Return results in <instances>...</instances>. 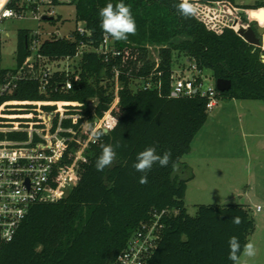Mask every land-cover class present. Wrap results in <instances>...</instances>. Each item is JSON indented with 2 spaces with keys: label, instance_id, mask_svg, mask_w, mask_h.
Wrapping results in <instances>:
<instances>
[{
  "label": "trees",
  "instance_id": "16d2710c",
  "mask_svg": "<svg viewBox=\"0 0 264 264\" xmlns=\"http://www.w3.org/2000/svg\"><path fill=\"white\" fill-rule=\"evenodd\" d=\"M201 1L215 5L233 26L212 28L197 15L183 18L172 6L179 0L71 2L76 22H82L90 36L75 30L71 39H45L40 47L42 55L50 59L74 57L80 43L97 46L107 36L100 27L98 12L108 3L130 6L136 34L126 41L107 36L119 52L107 60L103 55L83 52L70 75L72 89L68 92L54 91L68 78L62 72L54 75L46 93L39 92L37 82L21 81L9 98L76 101L91 129L94 119H101L113 100V71L117 69L121 86L118 103L105 118L103 128L115 118L119 123L90 144L85 161L76 168V184L66 197L30 208L14 238L1 245L0 264H112L130 236L155 221L160 227L159 239L146 264H233L228 259L229 238L238 237L242 250L255 230L253 216L249 208L239 204L197 205L194 216L187 214L185 193L194 175L182 158L191 152L192 141L204 126L208 111L205 99L196 95L172 97L170 90L173 67L183 58L200 71L210 70L214 80L230 81L228 90H216L218 99L264 102L261 50L256 48L253 54L255 46L236 31L246 27L249 20L264 23V13L256 12V19H252L253 12L264 5L238 6L236 0ZM19 2L13 0L9 6L20 8ZM54 5L59 4L54 0ZM58 20L53 18L51 22ZM30 37L27 30L18 31L15 66L9 70L18 69L29 55L26 44ZM150 48L157 50L158 62ZM7 71L2 69L0 74ZM149 76L159 83L158 88L140 87V80ZM134 84L136 90L131 87ZM91 101L96 103L94 107ZM117 143L120 147L116 148L113 165L97 171L95 163L102 152L101 145ZM148 146H155L161 155L170 150L172 161L179 160V171L173 172L171 163L167 167L156 163L147 173V184L139 183L144 173L137 172L133 165L137 154ZM235 216L243 221L239 226L232 223Z\"/></svg>",
  "mask_w": 264,
  "mask_h": 264
},
{
  "label": "built area",
  "instance_id": "2783aa9c",
  "mask_svg": "<svg viewBox=\"0 0 264 264\" xmlns=\"http://www.w3.org/2000/svg\"><path fill=\"white\" fill-rule=\"evenodd\" d=\"M12 1L6 0L3 7H0V21L23 18L27 13L35 20L54 15L51 10L54 0H21L20 8L10 7ZM72 1L55 0L58 4ZM4 11H10L12 15L5 17L2 15ZM196 15L212 28L224 25L204 12L200 11ZM76 31L90 36L84 26ZM50 38L71 39L72 36L59 37L57 34H49L43 38L39 33L31 34L29 44H26L29 55L23 64L16 70L0 74V99H3L0 103V248L2 244L14 238L32 206L60 200L72 190L76 184V168L85 161V153L90 144L97 140L92 132L105 129L103 122L118 103V91L121 86L117 69L113 71V100L104 116L94 119L91 129L87 117L79 112L80 104L76 101L9 98L21 81L37 82L39 92L46 93L47 89L51 88L54 75L62 72L68 78L54 91L68 92L72 89L70 75L74 74V68L83 52L103 55L105 60L109 55L119 54L111 45L110 39L104 36L97 46L80 43L74 57L50 59L40 53L42 41ZM69 60L76 62L71 71L67 70ZM155 61H159L158 57ZM63 62L67 67L62 65ZM186 71L190 75H185ZM151 77L140 80L142 89L159 87V83H154ZM172 78V97L199 96L205 99L207 111L216 105L218 98L215 85L204 88L205 77L195 64L188 62L185 71L173 70ZM73 79L76 80L77 76ZM95 105L96 103L91 101L90 106ZM260 210V206L255 208L257 212ZM159 232L160 227L156 221L141 226L130 236L125 248L115 257L112 264H146L157 247Z\"/></svg>",
  "mask_w": 264,
  "mask_h": 264
},
{
  "label": "rangeland",
  "instance_id": "374dc122",
  "mask_svg": "<svg viewBox=\"0 0 264 264\" xmlns=\"http://www.w3.org/2000/svg\"><path fill=\"white\" fill-rule=\"evenodd\" d=\"M190 2L197 7V13L204 12L224 25L233 26L212 3ZM235 3L238 6L264 5V0H236ZM51 10L53 18H59L58 21L35 20L28 13L23 18L0 21V70L15 66L19 30L39 33L45 38L49 34L67 37L76 29L83 28V23L75 20L74 4L54 5ZM150 51L157 58V50L150 48ZM67 64L68 67L62 63L71 71L76 62L69 60ZM187 68L188 62L180 58L173 70L180 72ZM185 75L190 73L186 71ZM202 75L205 77L204 88L215 85L210 70H202ZM131 87L137 89L135 84ZM182 160L189 164L194 175L187 183L185 193L187 214L194 216L197 205H245L255 223V230L248 241H252L257 249L249 264H264V102L218 99L208 111L204 126L194 137L191 152ZM257 206L261 207L258 212L255 211Z\"/></svg>",
  "mask_w": 264,
  "mask_h": 264
},
{
  "label": "clouds",
  "instance_id": "9594fccd",
  "mask_svg": "<svg viewBox=\"0 0 264 264\" xmlns=\"http://www.w3.org/2000/svg\"><path fill=\"white\" fill-rule=\"evenodd\" d=\"M6 3V0H0V7ZM178 14L183 18H190L197 14V7L190 2V0H179L178 3L172 5ZM256 12L264 13V9L255 10L253 12L252 19H256ZM5 17H10L12 13L10 11H4L2 13ZM98 15L100 17V27L103 32L110 36L115 41H126L130 35H135L137 31V26L135 19L132 15L130 6L123 2L108 3L106 6L99 9ZM264 28V23L260 25ZM256 48L261 50L259 55V62L264 64V39H261L259 45H255L253 48V54L256 53ZM119 121L117 118L113 119L109 124H107L104 130H94L92 135L95 139H99L109 130H114L118 126ZM120 145L117 143L113 145H101L102 152L96 160L95 167L97 171L103 172L105 168H109L113 165L116 158V148ZM137 162L133 165L137 172L144 173L140 177L139 183L147 184L148 178L147 173L152 169V166L158 163L161 167H167L170 163L173 172L179 171L180 163L179 160L172 161V153L170 150H166L163 154H157V149L155 146H148L143 151L137 154ZM232 223L239 226L243 223L241 217L235 216L232 218ZM10 239V237H9ZM229 254L228 259L233 262V264H249V259L254 258L257 254V249L252 241H248L243 245L241 250V244L239 238L232 236L228 241Z\"/></svg>",
  "mask_w": 264,
  "mask_h": 264
},
{
  "label": "water",
  "instance_id": "95a60500",
  "mask_svg": "<svg viewBox=\"0 0 264 264\" xmlns=\"http://www.w3.org/2000/svg\"><path fill=\"white\" fill-rule=\"evenodd\" d=\"M53 17L43 16L42 20L51 21ZM237 34L250 45H259L261 39H264V28H261L257 21H253L251 26L240 27ZM231 83L228 80L217 79L215 80V89L218 92L226 91L230 88Z\"/></svg>",
  "mask_w": 264,
  "mask_h": 264
},
{
  "label": "flooded vegetation",
  "instance_id": "af4514ba",
  "mask_svg": "<svg viewBox=\"0 0 264 264\" xmlns=\"http://www.w3.org/2000/svg\"><path fill=\"white\" fill-rule=\"evenodd\" d=\"M252 23H253V21L249 20L248 25H247L246 27L251 26ZM246 27H245V28H246Z\"/></svg>",
  "mask_w": 264,
  "mask_h": 264
},
{
  "label": "crops",
  "instance_id": "0c3cea01",
  "mask_svg": "<svg viewBox=\"0 0 264 264\" xmlns=\"http://www.w3.org/2000/svg\"><path fill=\"white\" fill-rule=\"evenodd\" d=\"M188 166H189V164L186 162V161H184ZM190 167V166H189Z\"/></svg>",
  "mask_w": 264,
  "mask_h": 264
},
{
  "label": "snow or ice",
  "instance_id": "6c2138e0",
  "mask_svg": "<svg viewBox=\"0 0 264 264\" xmlns=\"http://www.w3.org/2000/svg\"><path fill=\"white\" fill-rule=\"evenodd\" d=\"M262 18H264V17H262Z\"/></svg>",
  "mask_w": 264,
  "mask_h": 264
}]
</instances>
